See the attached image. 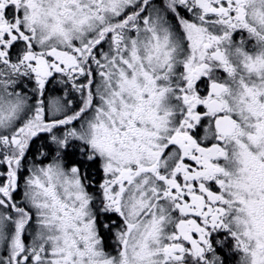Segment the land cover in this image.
I'll return each instance as SVG.
<instances>
[{
  "label": "snow or ice",
  "instance_id": "snow-or-ice-1",
  "mask_svg": "<svg viewBox=\"0 0 264 264\" xmlns=\"http://www.w3.org/2000/svg\"><path fill=\"white\" fill-rule=\"evenodd\" d=\"M0 264H264V0H0Z\"/></svg>",
  "mask_w": 264,
  "mask_h": 264
}]
</instances>
